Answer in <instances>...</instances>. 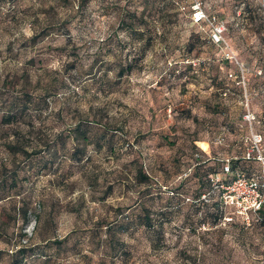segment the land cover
Instances as JSON below:
<instances>
[{
  "label": "rangeland",
  "instance_id": "1",
  "mask_svg": "<svg viewBox=\"0 0 264 264\" xmlns=\"http://www.w3.org/2000/svg\"><path fill=\"white\" fill-rule=\"evenodd\" d=\"M192 1L0 0V264H264V223L220 208L264 139V0H199L222 45Z\"/></svg>",
  "mask_w": 264,
  "mask_h": 264
},
{
  "label": "built area",
  "instance_id": "2",
  "mask_svg": "<svg viewBox=\"0 0 264 264\" xmlns=\"http://www.w3.org/2000/svg\"><path fill=\"white\" fill-rule=\"evenodd\" d=\"M183 11H187L189 13V17L191 19L192 24H201L206 23L209 25L211 29V38L216 43L225 44L224 33L226 31V25L224 22L218 20L216 17H210L206 12L204 5L199 0H193L189 7L184 5H179ZM264 10V4H263ZM227 58L229 60H234V55L230 52H227ZM236 64L239 68V83L242 82L245 84V80L242 81V78L245 79L244 73L247 70L244 64L236 61ZM237 74L230 75V77L238 78ZM256 76L264 80V68L259 67L256 70ZM264 96V89L262 91ZM248 101V99H247ZM246 121H248L251 125L257 120V116L252 113L250 110L245 115ZM249 147L245 152V159L254 158L258 160L263 168H264V148H263V135L261 133H257L252 131L250 136L248 137ZM224 170L226 172H230V164L229 160H226ZM239 183L244 188L242 192L239 189V193L235 191V184ZM232 184V183H231ZM223 188L222 200L224 203L228 205L229 203L236 207L238 214L241 216L242 223L247 227H250L253 222L261 221V210L264 208V195L260 191V183L255 180H248L244 177L239 176L232 185H221ZM245 189V190H244ZM244 190V191H243ZM247 199V200H246ZM229 221L232 220V217L228 218Z\"/></svg>",
  "mask_w": 264,
  "mask_h": 264
},
{
  "label": "trees",
  "instance_id": "3",
  "mask_svg": "<svg viewBox=\"0 0 264 264\" xmlns=\"http://www.w3.org/2000/svg\"><path fill=\"white\" fill-rule=\"evenodd\" d=\"M176 2H178V1H175V3ZM190 5H191V3H190ZM207 11V10H206ZM207 13H208V15L210 16V17H216L218 20H222V19H220V18H218L217 16H215V15H212L211 13H209L208 11H207ZM190 22H191V19H190ZM191 24H192V22H191ZM192 25H194V26H196V27H204V26H206L207 27V24L206 23H201V24H197V25H195V24H192ZM225 25H226V23H225ZM226 32H227V25H226V31H225V33H224V36L226 35ZM209 36H210V40L214 43V44H217V45H222V43H216V42H214L213 41V39L211 38V35L209 34ZM189 46H190V48L192 49V48H194V45H192V43L191 44H189ZM261 68H264V65L263 66H261ZM230 75H233L234 73H229ZM260 87H261V93H262V91H263V89H264V80H262V82H261V85H260ZM224 93H226V90H230L229 89V87L228 86H226L224 83H222V84H220V87H219ZM263 95V94H262ZM246 115V114H245ZM87 130V129H86ZM86 130H84V129H82L80 126H77L75 129H74V132H76V133H79V135L80 136H82L84 139H87L88 137H86V133H87V131ZM257 133H260V132H257ZM245 152H246V150H245ZM245 152L243 153V156L242 157H235V158H229V159H226V160H229V164H230V174H233L234 175V178H235V180L239 177V176H241V177H244V176H246V172H247V169L245 170L244 168L245 167H241V164L242 163H253V162H257V160L256 159H254V158H251V159H245L244 158V154H245ZM72 156H74V159H76L77 160V162H81L82 160H83V155H82V152L79 150V149H74V151H73V153H72ZM225 160V161H226ZM258 163H259V161H258ZM262 166V165H261ZM262 173H263V166L261 167V169H260V173H259V175L258 176H252V177H250V178H246V179H248V180H255V181H257L256 179H258L261 175H262ZM145 177V176H144ZM245 178V177H244ZM234 180V181H235ZM232 183V181H229V183L228 184H231ZM263 190V189H262ZM1 200V199H0ZM220 202H221V204H222V206L220 205V208H221V210L223 209V205L225 204L224 203V201L222 200V197L220 196ZM221 213H222V211H220ZM261 218H262V220L261 221H258V222H256L257 224H263L264 223V208L261 210ZM256 223H254L253 225H255ZM252 225V226H253Z\"/></svg>",
  "mask_w": 264,
  "mask_h": 264
},
{
  "label": "bare ground",
  "instance_id": "4",
  "mask_svg": "<svg viewBox=\"0 0 264 264\" xmlns=\"http://www.w3.org/2000/svg\"><path fill=\"white\" fill-rule=\"evenodd\" d=\"M201 147H202V149L205 150V151L208 150V145H207L205 142H203V143L201 144Z\"/></svg>",
  "mask_w": 264,
  "mask_h": 264
}]
</instances>
